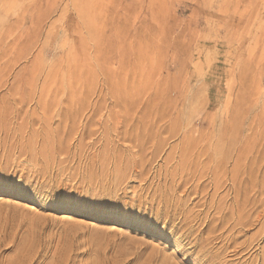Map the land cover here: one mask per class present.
Here are the masks:
<instances>
[{
  "label": "rangeland",
  "instance_id": "obj_1",
  "mask_svg": "<svg viewBox=\"0 0 264 264\" xmlns=\"http://www.w3.org/2000/svg\"><path fill=\"white\" fill-rule=\"evenodd\" d=\"M263 162L264 0H0V264H262Z\"/></svg>",
  "mask_w": 264,
  "mask_h": 264
},
{
  "label": "bare ground",
  "instance_id": "obj_2",
  "mask_svg": "<svg viewBox=\"0 0 264 264\" xmlns=\"http://www.w3.org/2000/svg\"><path fill=\"white\" fill-rule=\"evenodd\" d=\"M178 117H179V116H178ZM173 126H174V125H173ZM175 128H176V125H175ZM175 128L172 127V129H175ZM179 129H180V128H179ZM182 129H183V128H182ZM171 131H172V130H171ZM173 131H174V130H173ZM176 131H178L177 128H176ZM179 131H180V130H179ZM157 133H158V131H157ZM173 133H176V132H173ZM156 135H157V134H156ZM150 136H151V134H150ZM182 136H183V135H182ZM223 136H224V135H223ZM226 137H227V136H226ZM149 138H151V137H149ZM155 139H156V138H155ZM220 139H221V138H220ZM147 140L150 141L151 139H147ZM182 140H183V139H182ZM226 140H227V139H226ZM161 141H162V140H161ZM209 141L212 143L213 140H212V141L209 140ZM145 142H146V141H145ZM215 142H216V140H215ZM215 142H214V143H215ZM183 143H184V141H183ZM186 143H187V142H185V144H186ZM216 143H217V142H216ZM226 143H227V142H226ZM150 144H151V143H150ZM154 144H155V143H154ZM227 144H228V143H227ZM229 144H230V143H229ZM229 144H228V146H229ZM232 144H233V141H232ZM187 145H188V144H187ZM187 145H186V146H187ZM196 145H197V144H196ZM211 145H213V144H211ZM214 145H215V144H214ZM214 145H213V146H214ZM180 146H181V145H180ZM180 146H179V147H180ZM209 146H210V143H209ZM209 146H207V148H208ZM213 146H212V147H213ZM226 146H227V145H226ZM150 147H151V146H150ZM182 147H183V145H182ZM204 147H206V146H204ZM210 147H211V146H210ZM188 148H189V147H188ZM188 148H187V149H188ZM146 149H147V148H146ZM199 149L201 150L200 146H199ZM214 149H215V150H214V152H215V156H216V154H217V157H218V153H219V154L222 156V158L224 157L223 152H222V151H224V146L222 145V143H220V144L217 143V145L215 146ZM177 150H178V148H177ZM194 150H195V148H194ZM197 150H198V149H196V151H197ZM205 150H206V149H204V151H205ZM210 150H211V149H210ZM232 150H233V149H232ZM179 151H180V150H179ZM206 151H207V150H206ZM181 152H182V151H181ZM187 152H188V151H187ZM190 152H191V151H190ZM207 152H208V151H207ZM185 153H186V152H185ZM194 153H195V152H194ZM198 153H199V152H197V154H198ZM202 153H203V151H201V154H202ZM212 153H213V152H212ZM151 154H152V153H151ZM180 154H181V153H180ZM195 154H196V153H195ZM201 154H200V157H201ZM205 154H206V153H203L204 156H205ZM210 154H211V152H210ZM210 154L208 153V155H210ZM224 154L226 155V153H224ZM240 154H241V153H240ZM183 155H185V154H183ZM183 155H182V156H183ZM189 155H190V154H189ZM208 155H206L207 158H208ZM211 155H213V154H211ZM191 156H192V155H191ZM179 157H180V156H179ZM198 157H199V154H198ZM210 157H211V156H210ZM213 157H214V155L212 156V158H213ZM195 158H196V156H195ZM214 158H215V157H214ZM200 159H201V158H200ZM200 159H199V160H200ZM238 159H239V162H240V160L243 161L242 159H244V158H242V156L240 155V156L237 158V160H238ZM208 160H209V159H208ZM208 160H206V162H207ZM216 160H217V159H216ZM201 161H202V160H201ZM203 161H204V159H203ZM212 161H213V160H212ZM212 161H211V162L209 161V162H210V165H211ZM218 161H221V160L219 159ZM182 162H183V160H182ZM185 162H186V161H184L183 164H185ZM190 162H191V160H190ZM190 162H189V163H190ZM192 162H193V158H192ZM195 162H196V161H195ZM223 162H224V161H223ZM246 162H247V161H246ZM193 163H194V162H193ZM200 163H201V162H200ZM200 163H197V164L201 165ZM219 163H220V162H219ZM237 163H238V161H237ZM248 163H249V162H248ZM255 163H256V162H255ZM263 163H264V162H263ZM181 164H182V163H181ZM191 164H192V163H191ZM191 164H190V165H191ZM203 164H205V163H203ZM215 164H216V163H215ZM188 165H189V164H188ZM193 165L195 166V164H193ZM217 165H218V163H217ZM217 165H215L214 168H215ZM220 165H221V164H220ZM220 165H219V166H220ZM225 165H226V164H225ZM262 165H263V164H262ZM202 166H203V165H202ZM206 166H207V164H206ZM219 166H218V168H219ZM242 166H243V165H242ZM251 166H252V165H251ZM181 167H182V166H181ZM181 167H180V168H181ZM183 167H184V165H183ZM183 167H182V168H183ZM197 167H198V166H197ZM204 167H205V165H204ZM220 167L223 169L222 165H221ZM226 167H227V166H224V168H226ZM246 167H247V166H246ZM257 167H258V166H257ZM182 168H181V169H182ZM210 168H211V167H210ZM216 168H217V167H216ZM251 168H252V167H251ZM181 169H180V170H181ZM184 169H186V167L183 168L182 170H184ZM188 169H189V168H188ZM241 169H242V168H241ZM244 169H245V167H244ZM189 170H190V169H189ZM219 170H220V169H219ZM223 170H225V169H223ZM242 170H243V169H242ZM249 170H250V169H249ZM206 171H209V170H206ZM212 171H213V170H212ZM212 171H211V172H212ZM215 171H216V173H217V170H216V169H215ZM215 171H214V173L212 172V173H213L212 176L209 174V175L212 177V181H214V180L218 181V180H220L221 176H222V177L224 176V174L222 175L223 172H220V171H219L220 173L215 174ZM226 171H227V170H226ZM244 171H245V170H244ZM256 171H257V170H256ZM234 172H235V171H234ZM236 172H237V171H236ZM251 172H252V171H251ZM254 172H255V171H254ZM257 172H258V171H257ZM205 173H206V172H205ZM226 173H227V172H226ZM226 173H225V174H226ZM228 173H229V171H228ZM239 174H241V173H239ZM252 174H254V173H252ZM205 175H206V174H205ZM226 176H227V175H226ZM226 176H224V177H226ZM238 176H239V175H238ZM240 176H241V175H240ZM242 176H243V175H242ZM242 176H241V178H242ZM257 176H258V174H257ZM257 176L255 175V177H257ZM206 177H207V176H206ZM253 177H254V176H253ZM224 179H225V178H224ZM228 179H229V178L227 177V179H226L225 181H227ZM231 179H232V178H231ZM231 179H230V180H231ZM238 179H239V178H238ZM242 179H244V178H242ZM242 179H240V180L242 181ZM250 179H251V178H250ZM253 179H255V178H253ZM256 179H257V178H256ZM256 179H255V180H256ZM209 181H210V180H209ZM212 181H211V182H212ZM220 181H221V180H220ZM222 181H223V180H222ZM225 181H224V182H225ZM228 181H229V180H228ZM252 181H253V180H252ZM261 182H262V181H260V183H261ZM212 183H213V182H212ZM230 183H231V182H230ZM235 183H236V182H235ZM255 183H257V182L255 181ZM258 183H259V181H258ZM216 184H217V183H216ZM223 184H224V183H223ZM227 184H228V183H226V185H227ZM237 184H238V183H237ZM237 184H236V185H237ZM243 184H244V183H243ZM253 184H254V183H253ZM238 185H239V184H238ZM214 186H215V185H214ZM214 186H213V187H214ZM228 186H229V185H228ZM244 186H245V185H244ZM251 186H252V182H251ZM255 186H256V185H255ZM260 186H261L262 189L264 188V187H262L261 184H260ZM263 186H264V185H263ZM210 187H211V185H210ZM220 187H221V186H219V188H220ZM231 187H232V186H231ZM235 187H237V186H235ZM249 187H250V186H249ZM219 188H218V189H219ZM223 188H225V187L223 186ZM229 188H230V187H229ZM252 188L255 189L256 187H253V186H252ZM258 188H259V187H258ZM261 188H259V189H261ZM214 189H215V188H214ZM227 189H228V187H227ZM250 189H251V188H250ZM256 189H257V188H256ZM256 189H255V191H256ZM235 190H236V189H235ZM247 190H248V189H247ZM257 190H258V189H257ZM217 191H218V190H217ZM228 191H230V190H228ZM252 191H253V190H252ZM252 191H251V192H252ZM255 191H254V192H255ZM212 192H213V191H212ZM232 192H234V194H235V191H232ZM237 192H238V191H237ZM245 192H246V191H245ZM254 192H252V193H254ZM259 192L262 193L261 190H259ZM201 193H202V192H201ZM219 193H220V192H219ZM238 193H239V192H238ZM249 193H250V191H249ZM261 193H260V195H261ZM212 194H213V193H212ZM227 194H229V193H227ZM243 194H244V193H243ZM243 194H242V195H243ZM247 194H248V193H247ZM247 194H245V195H247ZM250 194H251V193H250ZM254 194H255V193H254ZM252 195H253V194H252ZM252 195H251V196H252ZM260 195H259V196H260ZM262 195L264 196V194H262ZM236 196H238V194H237ZM249 196H250V195L248 194V198H249ZM251 196H250V197H251ZM256 196H257V195H256ZM256 196H254V197L256 198ZM259 196H258V198H262V197H263V196H260V197H259ZM229 197H230V196H229ZM254 197H253V198H254ZM199 198H200V197H199ZM243 198H244V197H243ZM243 198H242V199H243ZM251 198H252V197H251ZM253 198H252V199H253ZM246 199H247V198H246ZM262 199H263V198H262ZM199 200H200V199H199ZM236 200H237V199H236ZM243 200H245V198H244ZM247 200H248V199H247ZM249 200H250V198H249ZM259 200H260V199H258V201H259ZM7 201H8V200H7ZM234 201H235V200H234ZM245 201H246V200H245ZM253 201H254V199L252 200V203H253ZM246 202H247V201H246ZM198 203H199V202H198ZM205 203H206V202H205ZM210 203H211V202H210ZM235 203H237V201H235ZM249 203H250V201H249ZM254 203H255V202H254ZM257 203H258V202H257ZM231 204H232V203H231ZM237 204H238V203H237ZM258 204H259V203H258ZM204 205H205V204H204ZM206 205H207V204H206ZM208 205H210V204H208ZM208 205H207V206H208ZM235 205H236V204H235ZM239 205H240V204H239ZM247 205H248V204H247ZM252 205L254 206V204H252ZM259 205H260V204H259ZM243 206H244V205H243ZM243 206L240 207V208L242 209ZM249 206L251 207V204H250ZM256 206H257V205H255V207H256ZM205 207H206V206H205ZM257 207H258V206H257ZM257 207H256V208H257ZM201 208H203V207H201ZM225 208H226V207H225ZM244 208H245V207H244ZM229 209H230V206H229ZM229 209H228V210H229ZM248 209H249V208H247V210H248ZM259 209H260V206H259ZM259 209H257V210H259ZM252 210H254V208H252ZM204 211H206V210H204ZM204 211H203V212H204ZM212 211H213V210H212ZM224 212H225V211H224ZM226 212H228V211H226ZM253 212H254V211H253ZM259 212H260V211H259ZM199 213H200V212H199ZM199 213H198V214H199ZM209 213H210V212H209ZM229 213H230V212H229ZM240 213H241V212H240ZM245 213H246V211H245ZM255 213H256V212H255ZM221 214H223V211H222ZM221 214H220V215H221ZM227 214H228V213H227ZM236 214H238V212H237ZM241 214H242V213H241ZM250 214H251V213H250ZM256 214H257V213H256ZM244 215H246V217H247L248 214H244ZM251 215H253V214H251ZM201 216H202V215H201ZM221 216H222V215H221ZM223 216H224V215H223ZM237 216H239V215H237ZM262 216L264 217V215H262ZM262 216H261V217H262ZM203 217H204V216H203ZM241 217H243V216L241 215ZM263 217H262V218H263ZM196 218H198V217H196ZM199 218H200V216H199ZM216 218H217V217H216ZM223 218H224V217H223ZM223 218H222V219H223ZM225 218H226V217H225ZM236 218H237V217H236ZM236 218L234 217L233 219L236 220ZM238 218H239V217H238ZM249 218H250V217H249ZM213 219H215V218H213ZM228 219H229V218H228ZM228 219H225V220H228ZM230 219H231V218H230ZM230 219H229V221H230ZM240 219H241V218H240ZM242 219H243V218H242ZM257 219H258V218H257ZM260 219H261V218H260ZM197 220H198V219H197ZM217 220H218V219H216V221H217ZM253 220H254V219H253ZM199 221H200V220H199ZM203 221H204V220H202V223H203ZM206 221H207V220H206ZM216 221H215V222H216ZM219 221H220V220H219ZM221 221H222V220H221ZM229 221H228V222H229ZM232 221H234V220H232ZM241 221H242L241 223H243V220H241ZM256 221H257V220H256ZM217 222H218V221H217ZM217 222H216V225H218ZM228 222H227V223H228ZM253 222H254V221H253ZM253 222H252V223H253ZM221 223H222V222H221ZM244 223H245V221H244ZM247 223H248V222H247ZM249 223H251V222H249ZM261 223H262V222H261ZM211 224H212V222H211ZM213 224H214V223H213ZM224 224L226 225V223H224ZM224 224H223V225H224ZM231 224H233V223H231ZM237 224H238V223H237ZM257 224H258V223H257ZM200 225H201V222H200ZM223 225L220 224V226H223ZM245 225H246V224H245ZM248 225H250V224H248ZM213 226H214V225H213ZM227 226L229 227V224H228ZM240 226H241V225H240ZM261 226L264 227V225H261ZM216 227H217V226H216ZM248 227H249V226H248ZM182 228H183V227H182ZM182 228H181V229H182ZM214 228H215V227H214ZM261 228H262V227H261ZM110 229H112V228H110ZM211 229H212V228H211ZM216 229H217V231H218V230L220 229V227H219V229H218V228H216ZM224 229H226V228L224 227ZM235 229H237V228H235ZM238 230H239V228H238ZM238 230H237V231H238ZM251 230H253V229H251ZM240 231L242 232V230H240ZM240 231H238L237 233H239ZM243 231H244V230H243ZM258 231H259V230H258ZM262 231H263V230H262ZM221 232H222V231H221ZM223 232H224V231H223ZM245 232H246V231H245ZM259 232H261V231H259ZM214 233H216V232H214ZM234 233H235V232H234ZM212 234H213V233H212ZM216 234H217V233H216ZM223 234H224V233H223ZM217 235H219V234H217ZM260 235H261V233H260ZM208 236H209V235H208ZM208 236H207V237H208ZM211 236H212V235H211ZM251 236H252V235H251ZM257 236H258V234H257ZM262 236H263V235H262ZM213 237H215V234L213 235ZM217 237H218V236H216V238H217ZM231 237H232V235H231ZM258 237H259V236H258ZM221 238H222V237H221ZM221 238H220V239H221ZM211 239L213 240V238H211ZM252 239H253V238H252ZM261 239H263V238H261ZM214 240H216V239H214ZM257 240H258V239H257ZM255 241H256V238H255ZM260 241H261V240H260ZM205 242H206V240H205ZM209 242H211V241H209ZM209 242L207 241V243H209ZM225 242H226V241H225ZM227 242H228V241H227ZM234 242H235V240H234ZM247 242H248V241H247ZM258 242H259V240H258ZM198 243H200V241H199ZM228 243H229V242H228ZM240 243H241V242H240ZM243 243H246V241L243 242ZM261 243H262V241H261ZM223 244H224V243H223ZM229 244H230V243H229ZM229 244H228V245H229ZM250 244H251V243H250ZM258 244H259V243H258ZM239 245H240V244H239ZM200 246H201V244H200ZM222 246H223V245H222ZM222 246H221V247H222ZM230 246L232 247V245H230ZM247 246H248V245H247ZM260 246H261V245H260ZM201 247H202V246H201ZM242 247H243V246H242ZM244 247H245V246H244ZM250 247H251V245H250ZM222 248L224 249L225 246L222 247ZM222 248H221V249H222ZM260 248H261V247H260ZM200 249H201V248H200ZM250 249H251V248H250ZM258 249H259V248H258ZM263 249H264V248H263ZM204 250H205V249H204ZM231 250H234V249L231 248ZM221 251H222V250H221ZM225 251H226V250H225ZM235 251H236V250H235ZM239 251H240V250H239ZM202 252L204 253V251H202ZM219 253H220V252H219ZM237 253H238V251H237ZM237 253H235V254H237ZM235 254H234V255H235ZM262 254H263V253H262ZM213 255H214V254H213ZM213 255H212V256H213ZM219 255H220V254H219ZM224 255H226V253H225ZM258 255H261V253L258 254ZM263 255H264V254H263ZM214 257H215V256H214ZM214 257H213V258H214ZM217 257H218V256H217ZM261 257H262V255L260 256V258H261ZM213 258L211 257L210 259H213ZM260 258H259V259H260ZM214 259H215V258H214ZM217 259H218V258H217ZM255 259H256V258H255ZM227 261H228V260H227ZM210 262H212V261H210ZM252 262H253V261H252ZM263 262H264V261H263ZM213 263H214V262H213ZM261 263H262V261H261ZM204 264H205V263H204ZM224 264H225V263H224ZM242 264H243V263H242ZM244 264H245V263H244ZM251 264H252V263H251ZM262 264H264V263H262Z\"/></svg>",
  "mask_w": 264,
  "mask_h": 264
}]
</instances>
